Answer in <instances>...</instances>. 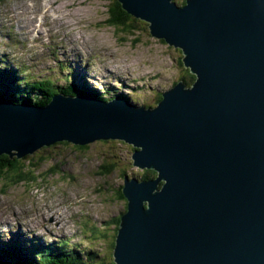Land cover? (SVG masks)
Wrapping results in <instances>:
<instances>
[{
  "label": "water",
  "instance_id": "1",
  "mask_svg": "<svg viewBox=\"0 0 264 264\" xmlns=\"http://www.w3.org/2000/svg\"><path fill=\"white\" fill-rule=\"evenodd\" d=\"M117 2L180 49L191 85L148 109L84 94L0 99V155L116 140L156 175L123 177L115 264H264V0Z\"/></svg>",
  "mask_w": 264,
  "mask_h": 264
},
{
  "label": "rangeland",
  "instance_id": "2",
  "mask_svg": "<svg viewBox=\"0 0 264 264\" xmlns=\"http://www.w3.org/2000/svg\"><path fill=\"white\" fill-rule=\"evenodd\" d=\"M112 5L113 0H0V60L29 61L31 77L57 76L59 84L75 72L106 98L117 89L134 107H154L161 92L190 74L182 53L151 36L147 23L133 16L129 30L112 26ZM12 23L16 46L7 31ZM60 142L19 159L39 165L34 179L12 182L0 175V231L24 232L42 244L57 240L65 249L78 246L82 254L94 253L86 263H108L116 233L111 219L126 206L118 196L123 177L141 178L144 169L132 165L116 140L96 139L83 148Z\"/></svg>",
  "mask_w": 264,
  "mask_h": 264
},
{
  "label": "trees",
  "instance_id": "3",
  "mask_svg": "<svg viewBox=\"0 0 264 264\" xmlns=\"http://www.w3.org/2000/svg\"><path fill=\"white\" fill-rule=\"evenodd\" d=\"M185 0L181 1L184 4ZM111 18L108 20L112 26L124 27L129 30L133 25L129 20H133V17L128 15L127 12L123 11L117 0H113V5L110 8ZM10 31V30H9ZM10 35V33H9ZM16 65V70L13 65H8L6 61H0V99L15 103H27L36 104L38 106H45L52 101V98L57 94H63L66 96H79L88 95L104 101H108L112 98H122L128 101L126 96L121 93H116L117 90L108 91L113 93L111 96L106 98L105 95H100L98 91L93 90L87 85L81 76L75 72H68L64 77L65 82L59 84L57 82V76L53 80L51 76H39L31 77L32 73L26 72L24 64ZM22 66V68H21ZM27 67V66H26ZM14 69V70H13ZM63 71V68L61 69ZM60 73L56 72V75ZM190 73V72H189ZM195 76L191 73L182 79L186 85H191L194 81ZM174 84V83H173ZM105 93V91L100 92ZM2 97V98H1ZM162 99V93L157 97V102ZM156 102V104H157ZM60 143L67 144L66 141ZM83 146H77L83 148ZM25 157V156H24ZM39 166L36 162L32 160H27V163L20 162V160L14 156L10 159L8 155H0V175L9 176L12 182H17L20 180L30 181L35 178L34 172ZM156 175L153 170H143L140 175L141 178H152ZM120 198L124 199L121 192L118 193ZM111 221L115 225L114 233L117 230L119 223V216L113 217ZM23 240V239H22ZM25 242H29L26 241ZM30 247H25L21 245L20 240H16L13 243L5 244L2 248L0 246V255L4 256L7 260L13 262L14 264H80L86 263L85 258H91L94 256L92 251H86L84 254L81 253L78 246L69 247L65 249V246H61L59 241H53L47 246H41L36 240H31ZM66 242V241H63ZM114 238L111 240L110 249L113 250ZM72 250L73 253H69ZM8 255V256H6ZM112 253L108 250V257L111 259ZM38 258V259H37ZM90 261V260H89ZM95 264H115L113 257L108 263H95Z\"/></svg>",
  "mask_w": 264,
  "mask_h": 264
},
{
  "label": "bare ground",
  "instance_id": "4",
  "mask_svg": "<svg viewBox=\"0 0 264 264\" xmlns=\"http://www.w3.org/2000/svg\"><path fill=\"white\" fill-rule=\"evenodd\" d=\"M183 4H181V5H179V6H182ZM29 61H27L26 62V64L28 63ZM14 63V62H13ZM13 67L15 68V70H16V65L14 64L13 65ZM19 67V66H18ZM21 68H22V66H21ZM187 69V68H186ZM14 70V69H13ZM92 71V70H91ZM72 97H75V96H72ZM2 98V97H1ZM138 108H140L141 106H137ZM21 214H23V215H26L27 213H21ZM21 217V215H19V218ZM42 221V220H41ZM45 221V220H44ZM42 223V222H41ZM44 224V223H43ZM27 226V225H26ZM43 227V226H42ZM47 229V228H46ZM0 237L4 240V241H6V242H8L9 241V237L8 236H3V234L0 232ZM0 246H1V244H0ZM31 246H33V245H31ZM41 247H43V246H41ZM1 256V255H0ZM1 257H3V258H5L4 256H1ZM6 259V258H5ZM38 259V258H37ZM7 260V259H6Z\"/></svg>",
  "mask_w": 264,
  "mask_h": 264
},
{
  "label": "clouds",
  "instance_id": "5",
  "mask_svg": "<svg viewBox=\"0 0 264 264\" xmlns=\"http://www.w3.org/2000/svg\"><path fill=\"white\" fill-rule=\"evenodd\" d=\"M7 62V61H6ZM8 63V62H7ZM177 82V81H176ZM15 238H17V236L15 237ZM0 239H2L1 237H0ZM66 239V238H65ZM55 241H57V240H54V242ZM0 242H1V240H0ZM51 242H53V240H50L49 242H45L44 244H43V246H47V245H49ZM65 243H67V244H71L70 242H65ZM2 244V243H1ZM40 245V244H39ZM27 247H30V246H28V244H27ZM66 247V246H65Z\"/></svg>",
  "mask_w": 264,
  "mask_h": 264
},
{
  "label": "flooded vegetation",
  "instance_id": "6",
  "mask_svg": "<svg viewBox=\"0 0 264 264\" xmlns=\"http://www.w3.org/2000/svg\"><path fill=\"white\" fill-rule=\"evenodd\" d=\"M118 193H120V191H118Z\"/></svg>",
  "mask_w": 264,
  "mask_h": 264
}]
</instances>
